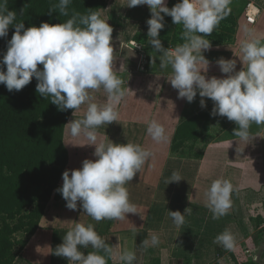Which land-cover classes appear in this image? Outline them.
Masks as SVG:
<instances>
[{"label": "clouds", "instance_id": "obj_1", "mask_svg": "<svg viewBox=\"0 0 264 264\" xmlns=\"http://www.w3.org/2000/svg\"><path fill=\"white\" fill-rule=\"evenodd\" d=\"M72 0H58L48 14L58 12L68 17ZM146 5L151 18L147 20L150 44L155 53H160V68L171 67L168 82L178 91L179 99L192 103L197 94L201 97V108L206 107L204 98L213 102L211 115L226 117L238 126L233 136L247 142L252 137L249 128L252 123L264 125V43L254 36L240 43L239 61L242 68L237 71L235 59L220 58L216 64L223 76H206L209 61L203 55L211 49L210 36L226 14L228 0H179L171 9L166 0H128L127 7ZM26 7V5H25ZM21 12H24V9ZM163 13V15H162ZM165 16L172 18L174 25H182L183 43L174 48H165L159 39L165 27ZM15 29L7 50L0 58V85L9 92L20 91L33 78L36 79V91L58 110L80 109L87 103L83 118L70 120L64 127L70 135H83L88 146H95L92 159H85L79 169L65 170L62 173V187L56 189L66 201L70 210L80 208L96 222L102 220H123L126 214L136 213V206L129 201L125 186L133 180L145 161L152 155L139 144L127 142L114 143L111 140L98 143L97 129L102 125L117 122L119 113L116 106L124 99L129 87H122L113 68L114 48L112 46L113 28L102 19L100 13L93 10L85 14L72 11L70 18L59 24L42 22L39 27L25 28L17 13L10 11L8 0H0V38H7L9 28ZM156 59L152 56V63ZM42 65V69L38 68ZM246 65V67H245ZM6 67V71L4 70ZM202 72L204 74H202ZM101 88L107 93V102L103 105L91 102L90 90ZM147 134L156 142L165 138L163 126L155 120L149 122ZM232 144V141H225ZM182 179L174 172L169 181ZM233 186L227 179L213 180L205 191V206L212 213V219L227 214L231 207ZM191 208L168 211L177 228L185 223V217L191 214ZM72 226L62 239V243L53 250V255L66 258L68 264H107L108 259L120 264H133L134 251L124 248L119 242L106 243L95 231L93 224L69 221ZM213 243L226 250L235 246V237L225 229L214 238ZM143 246H156L158 237L142 242ZM94 251H80L81 247ZM222 264V261H221Z\"/></svg>", "mask_w": 264, "mask_h": 264}, {"label": "crops", "instance_id": "obj_2", "mask_svg": "<svg viewBox=\"0 0 264 264\" xmlns=\"http://www.w3.org/2000/svg\"><path fill=\"white\" fill-rule=\"evenodd\" d=\"M170 1L166 0V3L171 9L175 3ZM127 3L128 0H105V6L99 10L101 18L113 28L114 71L124 81L122 87H129L131 91H127L124 99L116 106L119 113L117 122L102 125L96 131L98 143L107 142L109 138L118 144H139L152 153L133 180L125 185L130 203L136 206V213L126 214L123 220L105 219L96 222L83 212L79 202L77 210H70L63 198L51 200L39 221L37 231L13 264H68L66 258L53 255V250L63 242V237L72 226L69 221L85 225L91 223L97 234L106 239V243L115 245L119 242L121 250L127 248L134 251L136 260L133 264H214L225 254H229V261L225 264H232V258L243 262L253 256L255 261L264 247L248 211L243 209L233 213L231 201L227 214L214 220L205 206L204 193L216 179L231 182V196L248 190L264 193V125L252 123L249 128L252 139L245 142L233 136V130L238 126L230 121L216 140L218 150L223 151L217 162L211 158L214 155L210 151L212 146L207 149L208 153H203L200 161H180L169 157L168 148L176 125L203 109L200 106L201 97L197 94L192 103L178 98V91L168 82L171 67L161 69L160 53H155L147 43L149 37L146 22L151 18L150 9L146 5L128 8ZM225 11L236 19L235 33L227 44L212 45L210 50L203 52L209 65L208 68L206 65L201 68L207 69L208 78L223 76L216 64L220 58L235 59L236 70L242 68L239 59L240 43L243 40L254 36L264 43V0H228ZM247 15L253 18V24L247 23ZM164 23L159 39L165 48H174L172 42H165L164 39L172 38L176 25L172 20ZM152 56L156 59L155 63L151 62ZM90 95L93 98L91 102L98 105L107 102V93L103 88L90 90ZM204 99L206 106L213 103L208 98ZM86 110L87 103L75 110V115L72 114L67 123L83 118ZM153 120L165 130V138L160 142L154 141L146 131L149 122ZM225 141H232V144ZM87 143L83 135L73 137L64 127L63 144L68 155L64 171L81 168L85 159H95V146H88ZM174 172L182 180L169 184ZM60 184H63L62 177ZM261 205L263 209L260 213L264 217V200ZM186 208H191V214L177 228L168 211L179 210L184 215ZM225 229H229L235 237L232 250L213 243L214 238ZM153 234L158 237L159 244L143 246L142 242L150 241ZM79 250L86 255V252L94 249L89 246ZM110 264L120 262L110 259Z\"/></svg>", "mask_w": 264, "mask_h": 264}, {"label": "trees", "instance_id": "obj_3", "mask_svg": "<svg viewBox=\"0 0 264 264\" xmlns=\"http://www.w3.org/2000/svg\"><path fill=\"white\" fill-rule=\"evenodd\" d=\"M170 2L178 3L177 0ZM56 3L58 0H8V8L15 11L18 20L28 28L39 27L42 22L63 23L73 10L85 14L88 10L99 12L105 6V0H72L68 17L59 16L58 12L50 16L48 10ZM225 12L213 33L206 37L213 46L227 44L235 33L236 19L230 12ZM165 19L172 20L171 17ZM14 31L10 27L8 37L0 38V58ZM182 31V25H176L172 38L164 41L175 46L183 43ZM42 67L38 65V68ZM36 84L33 78L18 92H9L0 85V264L14 263L37 231L47 204L62 198L56 189L62 187L60 180L68 161L63 131L74 110H58L51 98L44 99L37 93ZM212 108L213 103L177 124L169 147L171 157L189 161L202 159L203 151H194V147L210 131ZM258 210L255 209V214L250 209L248 212L261 239L264 237V217ZM232 262L258 264L251 259L237 262L232 258Z\"/></svg>", "mask_w": 264, "mask_h": 264}, {"label": "rangeland", "instance_id": "obj_4", "mask_svg": "<svg viewBox=\"0 0 264 264\" xmlns=\"http://www.w3.org/2000/svg\"><path fill=\"white\" fill-rule=\"evenodd\" d=\"M165 21H166V19L164 20V22ZM229 122L230 121L226 117H220L218 115L213 116V118L211 120L210 131L207 132L204 135V137L196 144V146L194 147V151H203V153H208L207 149L212 146V148H210V151H211V155L212 154H214V155H212L213 157H211V158L214 159L215 162L219 161L221 159L220 155H221V153H223V151H221L222 149L218 150V146L216 145V143H217L216 140L219 137V135L223 132V130L225 129V127L228 125ZM215 149H217V151H215ZM168 153H169V148H168ZM169 157H171V156L169 155ZM171 158L178 160V158L173 157V156ZM181 160H185V159H180V161ZM263 200H264V193L261 191L255 192V191L248 190V191H241V192L233 193L231 196L233 213H234V211L236 213H239L241 210L243 211V209H246L247 211H249V209H250L252 214H255V213H257L255 211L256 208L259 209L258 211L260 212L263 209V207L261 205ZM261 239H262V244H263L264 243V237H262ZM256 256L257 257L260 256V257L255 259V261L258 264H264V250L262 251L261 255L259 254V256L258 255H256ZM250 259L253 260V256ZM250 259H248V260H250ZM221 261H222V264H225L226 262L228 263L229 254L223 255L222 257H220L218 259L217 263H214V264H221Z\"/></svg>", "mask_w": 264, "mask_h": 264}, {"label": "built area", "instance_id": "obj_5", "mask_svg": "<svg viewBox=\"0 0 264 264\" xmlns=\"http://www.w3.org/2000/svg\"><path fill=\"white\" fill-rule=\"evenodd\" d=\"M247 23L249 24H253V18L250 17L249 15H247V19H246Z\"/></svg>", "mask_w": 264, "mask_h": 264}, {"label": "water", "instance_id": "obj_6", "mask_svg": "<svg viewBox=\"0 0 264 264\" xmlns=\"http://www.w3.org/2000/svg\"><path fill=\"white\" fill-rule=\"evenodd\" d=\"M129 46L136 50V47H134L132 44H130Z\"/></svg>", "mask_w": 264, "mask_h": 264}]
</instances>
